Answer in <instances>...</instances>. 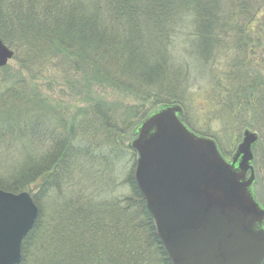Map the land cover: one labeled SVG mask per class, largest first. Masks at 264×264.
I'll return each mask as SVG.
<instances>
[{"label": "trees", "instance_id": "trees-1", "mask_svg": "<svg viewBox=\"0 0 264 264\" xmlns=\"http://www.w3.org/2000/svg\"><path fill=\"white\" fill-rule=\"evenodd\" d=\"M217 3L218 0H0V38L14 50V59L19 60L21 69L34 81L38 80L33 76L35 73L47 76L54 71L60 76L63 74L65 79H73L72 73L77 77L82 73L87 90L93 84L101 87L107 83L130 95L134 102L128 107L113 104L99 93L88 91L90 104L86 108H80L72 116H62L58 106L53 108L42 98L38 86L29 88L22 75L11 76V69H0V112L3 113L0 116V190L13 194L28 192L38 207L39 201L50 193L65 198L84 172L79 163L93 161L94 141H98L100 150L108 149V154L101 153L99 158L117 165L122 154L133 151L129 144L149 115L167 105L184 108V95L180 91L186 86L183 74L188 71L180 69L185 64L173 65L175 57L172 56L182 49L193 60L201 61L200 64H210L208 57L214 55L211 46L216 43L215 32L223 22ZM241 5L238 2L234 6ZM230 72L235 82V69ZM9 79L13 86L10 89L4 84ZM82 91L84 94L85 90ZM242 92L241 89L240 95ZM147 103L152 104L150 109L145 108ZM181 119L192 130L185 109ZM83 138L87 144L80 147ZM20 142L27 143L31 151L16 149ZM34 147L38 152L32 150ZM135 166L134 163L127 180L132 198L114 203V216L118 219L110 243L117 241L119 252L127 261L125 264H140L143 249L138 245L142 235L137 232L138 226L135 230L131 227V213L139 211L143 231L158 249L160 262L170 264L135 183ZM73 195L75 199L71 197L70 203L83 204L78 195ZM79 195L83 197L81 192ZM95 197L91 194L86 200L89 202ZM83 205L85 217L99 210V214L105 213V219L113 220L112 215L107 216L110 210L107 204L100 203L98 209L92 203ZM42 213L40 210L33 231L23 243L21 264H26L33 245L41 248L40 257L34 255V263L52 264L46 257L51 253L48 248L51 249L54 239L75 236L73 227L67 228V223L64 224L65 217L56 225L54 220H45ZM103 224L106 229L111 227L106 222ZM126 236L128 243L124 240ZM57 252H62L58 255L61 264H67L65 245Z\"/></svg>", "mask_w": 264, "mask_h": 264}, {"label": "rangeland", "instance_id": "rangeland-1", "mask_svg": "<svg viewBox=\"0 0 264 264\" xmlns=\"http://www.w3.org/2000/svg\"><path fill=\"white\" fill-rule=\"evenodd\" d=\"M238 2L243 5L234 6ZM238 2L236 0H218V14H221L223 22L220 28L216 27L219 30L215 32L216 43L211 46L214 55L208 57L209 65L193 60L185 52L186 50L181 49L182 46L178 48L181 51L172 56L175 57L173 58L175 62L172 64H185L180 69L188 71L183 74L185 77L183 84L186 86L182 87V92L180 91V94L184 95L183 114L185 109L187 123L191 126L192 131L194 130L193 132L215 140L227 161L231 162L233 159L247 130L258 135L259 141L253 149L256 178L254 194L264 206V0H240ZM225 35L227 36L225 37ZM18 61L13 58L5 67L11 69V76L22 75L29 88L33 85L38 86L42 98L48 100L51 107L58 106V112L62 116H72L80 108H86L90 104L88 99L91 94L88 91L99 93L106 102L113 104L126 107L134 104L130 95L111 88L107 83L101 87L93 84L90 90H87V82L83 80L85 76L82 73L79 74V77L76 73H72L73 79H65L63 74L60 76L54 71L47 76L35 73L33 76H37L38 80L34 81L31 75L21 69ZM231 69H235L236 72L234 79L240 81H235V83L230 78ZM5 76L3 75L4 78ZM69 80H75L77 86L74 81L68 82ZM11 81V79L5 81L6 88H13ZM241 89L243 92L240 95ZM82 90H85L84 94ZM228 91H232V93ZM183 92L185 93L183 94ZM233 102L235 103L233 104ZM151 106V103H147L145 108L150 109ZM154 108L155 106L152 107V110ZM2 114L0 112V116ZM80 140L79 146L85 147L87 140L84 138ZM97 144L98 141L93 142V161L84 160L79 163V165H83L84 172L80 175L70 195L60 198L50 193L47 198L39 201L41 203L39 211H43L42 217L45 220L51 219V222L54 220L56 224L60 223L61 217H65L63 218L64 224L67 223V228L73 227L72 231L75 235L72 237L70 234L66 240L62 236L60 239H54L50 246L51 249L48 248L51 253L46 257L47 260L49 259V263H62L58 256L62 252L57 251H60L63 245H65V252L68 256V258L66 257L67 264H125L127 262L123 254L119 252L117 241L110 243V240L115 236L113 230L117 228L115 220L118 219H115L114 216V203H121L132 198V188L128 185L127 180L134 163L136 165L135 152L131 148L133 151H130V154L121 155L120 163L112 165L99 158L101 153L107 155L108 149L103 147L100 150L101 146L97 147ZM16 147L19 151H31L27 143L20 142ZM32 150L38 152L35 147ZM111 159L114 158L111 156ZM37 185L39 186V183ZM79 192L83 197L79 195ZM107 192L113 197L110 198ZM73 194L78 195L77 197L81 200L79 202L83 204L92 203L95 209L101 206L100 203L107 204L110 207L107 216L112 215L113 220L105 219V213L99 214V210L85 217V212L82 211L83 204L70 203L71 197L75 199ZM91 194H94L96 199L87 202V196ZM101 196L105 197L101 198ZM114 198L117 201L111 202L110 200ZM104 199L107 202H103ZM131 211L133 212L134 208ZM131 214H133L131 227L134 226L135 230L138 226L137 232L142 235L138 246L142 247L143 254L141 259L139 258L141 260L139 263L162 264L158 249L143 231L144 222L140 212ZM103 222L110 224L111 227L106 229ZM37 229L38 232H41L42 227ZM119 230L118 225L116 232L118 233ZM132 239L135 241L134 238ZM124 240L127 242V236ZM61 244L63 245L61 246ZM134 245L136 244L134 243ZM40 251V247L33 245L26 264H39V261L34 263V255H40Z\"/></svg>", "mask_w": 264, "mask_h": 264}, {"label": "water", "instance_id": "water-1", "mask_svg": "<svg viewBox=\"0 0 264 264\" xmlns=\"http://www.w3.org/2000/svg\"><path fill=\"white\" fill-rule=\"evenodd\" d=\"M15 52L0 38V69ZM180 106L148 116L131 142L134 180L170 264H264V208L254 194L246 131L231 162L216 142L192 132ZM39 215L31 195L0 190V264H21Z\"/></svg>", "mask_w": 264, "mask_h": 264}]
</instances>
